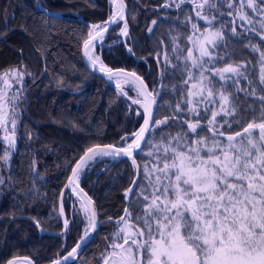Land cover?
I'll return each instance as SVG.
<instances>
[{"label":"trees","instance_id":"16d2710c","mask_svg":"<svg viewBox=\"0 0 264 264\" xmlns=\"http://www.w3.org/2000/svg\"><path fill=\"white\" fill-rule=\"evenodd\" d=\"M38 1L47 12L40 10L35 0H0V74L14 67L26 73L18 94L17 143L9 165L1 173L0 264L24 256L36 264H46L73 247L85 233V218L79 212L80 200L74 203L67 191H64L62 204L71 220L65 235H40L35 222L48 230H61L58 200L77 158L93 145H123L122 138L127 136L131 140V134L142 120L141 107L131 102L136 98V92L129 85L124 87L128 91L125 96L89 73L81 62L80 50L88 37L89 23L103 25L110 17L108 0ZM125 1L129 29L125 40L133 56L119 42V25L113 27L107 38L94 49V55L109 68L136 71L150 88L155 87V117H176L151 131L147 141H159L161 135L174 137L182 130L187 131L185 119H199L187 111L190 107L187 90L194 81L185 83L188 79L186 64L194 74L199 72L191 68V60L185 59L188 50L194 47L188 37L200 36V32H193V24L201 32L205 29L222 32V39H218L215 46H207L210 57L203 58L209 69L205 76L217 87L224 85L239 98L237 115L218 116L217 120L232 121L243 116L250 121L260 117L264 105L258 98L264 96L261 91L264 85L259 79L264 39L258 33H264V28H261L258 14L245 6L244 10L252 19V24H247L235 17L225 0H215L219 11L215 8L204 10L210 18L215 17L209 25L196 16V10L189 2ZM231 2L236 7L240 0ZM165 54L171 63L164 60ZM193 55L199 58V51L194 50ZM227 64L243 65L240 70L247 79L233 76L225 83L212 75L216 68ZM44 68L46 72L41 77ZM237 79L239 83L233 85ZM253 88L255 96L249 95ZM178 104L182 109L180 112L175 110ZM204 109V104H199L201 116L210 118V111L205 113ZM201 123L206 125L207 119H202ZM236 128V124L232 128L225 125L221 131L231 132ZM207 135L211 136V133ZM144 149L150 150L147 143ZM109 162L107 157L96 158L80 173V185L93 198L101 224L88 248L76 262L68 264H102V254L117 230L116 221L126 204L124 192L132 187L136 170L129 159ZM145 162L150 168L154 163L151 157L138 159L141 179L137 184L147 183L143 180ZM129 200V211L135 216L140 209L133 203L131 195ZM22 215L31 220H11L12 216Z\"/></svg>","mask_w":264,"mask_h":264},{"label":"snow or ice","instance_id":"6c2138e0","mask_svg":"<svg viewBox=\"0 0 264 264\" xmlns=\"http://www.w3.org/2000/svg\"><path fill=\"white\" fill-rule=\"evenodd\" d=\"M185 2L192 3L196 16L209 25L215 17L210 18L205 8L219 11L215 0H180L181 4ZM225 2L228 8L233 9L236 18L247 24H252V19L244 9L245 6L251 9L261 17V28H264V0L259 3L258 0H240L236 7L231 0ZM111 3L115 11L107 23L125 20L124 0H111ZM192 27L194 33L200 32V36L188 37L194 47L188 50L185 59L191 60V68L199 72L198 75L194 74L185 65L188 71L185 83L194 81L187 90V104L190 106L187 111L199 119H185L183 123L187 124V131L182 130L174 137L161 135V139L156 142H146V133L167 125L169 119L176 117H155L153 105L156 103V94L148 91L144 80L135 72L123 69L114 71L106 67L99 56L92 54L93 42L103 38L107 27L92 25L88 38L84 40V56L93 67L99 63V71L109 80L114 79L116 88L125 96L128 91L123 85H129L136 92L132 104L144 109L143 126L131 134V140L125 136L122 138L125 141L123 145L88 147L72 169L69 179L88 225L94 229L96 211L92 207L93 201L79 189L77 183L81 169L89 161L104 156L127 157L136 169L137 179L132 181V187L124 192V196L128 199L131 195L140 211L133 216L129 208L124 209V214L116 221L118 227L113 239L102 254V264H264V105L261 106L260 117L250 121H246L243 116L232 121L217 120L218 116L235 117L239 103V98L234 97L224 85L217 87L214 81L205 76L209 69L205 67L203 58L210 57L207 46H215L217 40L222 39V32L210 29L201 32L196 24ZM232 30L235 32V28ZM122 34H128L126 21ZM258 34L264 39V33ZM194 50L199 51V58L194 57ZM164 60L171 63L166 54ZM260 61L259 79L264 85V51H260ZM242 67L227 64L216 68L212 75L225 83L233 76L247 79L240 70ZM25 74L18 67L0 74V83L6 86L0 88V128L5 131L4 140L10 146L15 143L16 120H9L8 103L18 97H8L6 89L11 88L9 77H15L19 82ZM237 83L238 79L233 81V85ZM261 91L264 92V88ZM249 95H256L255 88ZM194 97L198 99L194 101ZM258 98L264 101V96ZM201 103L205 106V113L210 111V118L201 116ZM209 105L213 107L209 109ZM175 110L182 111L179 104ZM12 111H15L14 107ZM202 119H207L206 125L201 123ZM9 123L12 126L11 135L8 134ZM233 124L238 125V128L231 132L221 131L225 125L232 128ZM207 133H211V136ZM145 143L150 150L145 151ZM141 156L151 157L154 161L151 168L147 162L143 164V180L147 181L146 184H137V180L141 179V165L138 163ZM3 159H8L7 150ZM134 188L137 191L134 192ZM60 212L64 214L63 206ZM67 225L68 221L65 220V227ZM87 235L86 228L85 237ZM78 248L79 243L62 260L67 262L70 258L75 259ZM18 260H10L8 264H18ZM23 264H32V261L24 258ZM53 264H61V260H55Z\"/></svg>","mask_w":264,"mask_h":264},{"label":"water","instance_id":"95a60500","mask_svg":"<svg viewBox=\"0 0 264 264\" xmlns=\"http://www.w3.org/2000/svg\"><path fill=\"white\" fill-rule=\"evenodd\" d=\"M36 1V4H37V7L40 9V10H42V11H46V10H44L43 9V7L41 6V4H40V2L38 1V0H35ZM124 4H125V9H124V14H125V20H118L116 23H107L108 21H109V19H110V17L112 16V14L114 13V11H115V6L113 5V4H111V15H110V17L108 18V20L103 24V26H101V28H103V27H107V29H108V31L107 32H105L104 34H103V38L102 39H100V38H97V40H95L94 42H93V49H92V54L94 53L93 51H94V49L97 47V46H99L106 38H107V36L109 35V33H110V31L112 30V28L113 27H115V26H120L119 27V30H118V36H119V42L122 44L123 43V45H124V47L126 48V50H128V52H129V54L131 55V56H133V53H132V50L131 51H129V46H127V43H126V37H127V35L125 36V35H123L122 34V29H123V27H124V23H125V21L127 22V14H128V7H127V3H126V1L124 0ZM47 12V11H46ZM92 25L93 24H91V23H89V30L91 31L92 30ZM128 31H129V29H128V24H127V33H128ZM88 38V37H87ZM86 38V39H87ZM85 39V40H86ZM84 42V41H83ZM80 52H81V55H80V57H81V62L84 64V66L86 67V69L88 70V72L89 73H93V74H95L96 76H98V77H100L101 79H103V81L105 82V83H107L112 89L114 88L115 90H118V91H120L119 89H117L116 88V86H115V80L113 79V80H109L108 79V77L103 73V72H101V71H99V63L95 66V67H93V65L91 64V62L88 60V58L87 57H85L84 56V49H83V44H82V47H81V50H80ZM140 60H142V59H140ZM107 67V66H106ZM114 71L115 70H118V69H123L124 71H126V72H135L138 76H140L136 71H130V70H127V69H125V68H112ZM45 72H46V70H45V68L43 69V71H42V74L40 75L41 77L45 74ZM143 80H144V78L142 77V76H140ZM145 82V81H144ZM145 84L148 86V84H147V82H145ZM126 85H123V87H125ZM148 91H152V92H154L155 91V87H153V88H150L149 86H148ZM155 93V92H154ZM22 102V101H21ZM155 109H156V103H155V105H153V115L155 116ZM23 113H24V109H23ZM143 113H144V109L141 107V110H140V114H142V120H141V122H140V124H139V127L136 129V131L135 132H137V131H139V129H140V127L141 126H143ZM151 132V131H150ZM150 132H148V133H146V135H145V141L147 142V140H148V138H149V134H150ZM134 133V132H133ZM146 144V143H145ZM144 144V145H145ZM105 145H113V144H105ZM144 145H143V147H144ZM101 146H103V145H101ZM117 146H119V145H117ZM87 150V149H86ZM85 150V151H86ZM84 151V152H85ZM84 155V153L81 155V156H79L78 158H77V161L74 163V165H73V167L71 168V172H70V174H69V176L67 177V179H66V183H65V185H64V188L62 189V191H61V195H60V198H59V200H58V204H59V214H60V217H61V225H62V229L61 230H59V231H52V230H48V229H46V228H42L41 226H38L37 225V223L35 222V225L38 227V230H39V234L40 235H45V234H48V235H50V236H59V235H65L66 234V232H67V229H68V227H69V223H70V220H71V217L70 218H67V214H65V212H64V214L63 215H61V212H60V209H61V206H63V204H62V200H63V196H64V191H67V193H69L70 195H71V198H72V200H73V202L75 203V202H77L78 200H79V198H78V196L76 195V194H74L73 192H72V186H70L69 185V179L72 177V169L75 167V165H76V163H78L79 162V160H80V158L82 157ZM109 158L110 159V162L109 163H111V162H116V161H120V160H127L128 158L127 157H123V156H120V157H112V156H104V158ZM97 158H103V157H97ZM95 160V159H94ZM93 161V160H92ZM131 161V160H130ZM89 162H91V161H89ZM88 162V163H89ZM108 163V164H109ZM84 168V167H83ZM82 168V169H83ZM82 169H81V171H82ZM136 170V169H135ZM81 171H80V173H81ZM80 173H79V176H80ZM134 179H137V174L135 173V177H134ZM138 181V180H137ZM77 183L79 184V189H82L83 190V192H85L84 191V189L81 187V185H80V181H79V179H78V181H77ZM132 186V185H131ZM85 193H87V195H88V197L93 201V198L91 197V195L88 193V192H85ZM130 198V197H129ZM129 198L128 199H126L125 201H126V204H125V206H124V209L125 208H128V206H129V202H130V200H129ZM92 207H93V209L96 211V224H95V228L93 229V228H91V227H89L87 230H88V235H87V237H85V233L84 234H82V236L77 240V242L73 245V247H75L78 243L80 244V248H78L77 249V256H76V258L75 259H72V258H70V260L69 261H67V262H65V261H63L62 260V258L64 257V256H66L67 255V253L68 252H70L71 250H72V248H70L65 254H63L62 256H60V257H57L56 259H54V260H52L51 262H49V263H46V264H53V261H55V260H61V264H68V263H71V262H76L77 261V259H78V256L79 255H81L83 252H84V250H86L87 248H88V246H89V244L95 239V237L98 235L97 233H98V229H99V225L101 224L100 222H99V214L97 213V209H96V204H95V202L93 201V205H92ZM124 209H123V211H124ZM63 210H64V207H63ZM70 214L72 215V210H71V212H70ZM123 214H124V212H123ZM122 214V215H123ZM22 218H25V219H29V220H31V218L29 217V216H26V215H22V216H12V218H11V220L12 219H22ZM65 220H67L68 221V225H67V227H65ZM17 258H19V260H18V262L19 261H21V263L20 264H23V260H24V258H28V257H26V256H24V257H14V258H12V259H9L8 261H10V260H13V259H17ZM28 259H30V258H28ZM31 261H32V264H36V263H34L33 262V260L32 259H30ZM8 261L7 262H5L4 264H8Z\"/></svg>","mask_w":264,"mask_h":264},{"label":"rangeland","instance_id":"374dc122","mask_svg":"<svg viewBox=\"0 0 264 264\" xmlns=\"http://www.w3.org/2000/svg\"><path fill=\"white\" fill-rule=\"evenodd\" d=\"M21 72H23V70H21ZM23 78H22L21 81L17 82L15 77H9V81L11 83V88L10 89H6L8 97H13V96H17L18 97L19 91L22 88ZM0 88H6V86L3 83H0ZM18 101H19V98L16 99L14 102L9 100V103H8L9 120H11L13 118L16 120L15 129L17 127V121H18V116H19V109H17ZM13 107L15 109L14 112L12 111ZM11 127H12L11 123H9L8 124V129H9L8 134L9 135L12 134L11 133ZM15 133H16V131H15ZM4 135H5V131L2 128H0V181H2V178H1L2 174L1 173H2L3 169L9 165V159L11 157L12 150L15 148V145L17 143L16 135L14 136L15 143H14V145H11V146L9 145V143L7 141L4 140ZM5 150H7V153H8V159L7 160L3 159ZM0 184H1V182H0ZM79 212L84 214V212L81 210V208H79ZM84 218H85V225L84 226H85V229H86V228L89 227V225H88V219L85 216V214H84ZM20 263L21 262L19 261L18 264H20Z\"/></svg>","mask_w":264,"mask_h":264},{"label":"bare ground","instance_id":"6f19581e","mask_svg":"<svg viewBox=\"0 0 264 264\" xmlns=\"http://www.w3.org/2000/svg\"><path fill=\"white\" fill-rule=\"evenodd\" d=\"M50 13V12H49ZM23 113V112H22ZM60 198V197H59ZM73 212V211H72ZM56 237V236H55Z\"/></svg>","mask_w":264,"mask_h":264}]
</instances>
